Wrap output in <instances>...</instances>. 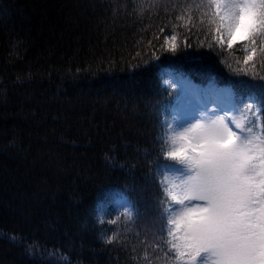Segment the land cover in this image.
<instances>
[{
    "label": "trees",
    "instance_id": "1",
    "mask_svg": "<svg viewBox=\"0 0 264 264\" xmlns=\"http://www.w3.org/2000/svg\"><path fill=\"white\" fill-rule=\"evenodd\" d=\"M207 3L0 0V264L182 260L161 179L165 72L232 88L241 135L264 136V34L221 45Z\"/></svg>",
    "mask_w": 264,
    "mask_h": 264
},
{
    "label": "snow or ice",
    "instance_id": "2",
    "mask_svg": "<svg viewBox=\"0 0 264 264\" xmlns=\"http://www.w3.org/2000/svg\"><path fill=\"white\" fill-rule=\"evenodd\" d=\"M206 7L217 39L226 33L229 47L238 30L249 39L264 34V0H208ZM167 142L164 156L190 173L180 176L172 197L180 210L167 221L177 257L185 264H264V136L238 135L218 117Z\"/></svg>",
    "mask_w": 264,
    "mask_h": 264
},
{
    "label": "rangeland",
    "instance_id": "3",
    "mask_svg": "<svg viewBox=\"0 0 264 264\" xmlns=\"http://www.w3.org/2000/svg\"><path fill=\"white\" fill-rule=\"evenodd\" d=\"M221 35L223 36V39L220 40L221 45L229 47L226 33H222ZM246 39L245 33L242 30H238L232 37V46L240 44ZM165 75L164 85L169 89L176 90V88H179L180 90L174 104L167 105L166 107L164 118L165 133L163 135L165 151L171 147L170 143L167 142L168 137L191 127L196 122H205L206 119L226 117V122L229 123V126L238 135H241V132L246 129L243 110L236 104L233 90H227L228 87H218L211 82L207 86L202 87L204 91V96L203 93L200 96L203 102L202 105L200 104V97L193 93V86L198 85V83H194L187 77L178 76L171 72L167 74L165 72ZM190 85L192 86L191 89ZM189 174L186 165L180 164L178 161H172L162 170V185L169 200L166 210L168 220L180 210L179 206L172 199L176 193V185L180 183V176H187ZM117 203H119V200ZM119 205L121 206V204ZM101 212L102 209L99 214ZM185 262L186 258L182 259L178 264H185ZM208 264H210V261Z\"/></svg>",
    "mask_w": 264,
    "mask_h": 264
},
{
    "label": "clouds",
    "instance_id": "4",
    "mask_svg": "<svg viewBox=\"0 0 264 264\" xmlns=\"http://www.w3.org/2000/svg\"><path fill=\"white\" fill-rule=\"evenodd\" d=\"M225 119H227V118L225 117ZM212 120H215V119H206V121L205 122H202V123L205 124L206 126H210ZM227 139H228L229 144H233V141L231 140L230 137L227 138ZM241 143L242 142L240 140H237L235 142L234 146H240ZM118 200H119V203H117ZM114 203H115L118 211H122V210H124V209H126L128 207V202H126V200L124 198H121V199L120 198H117ZM119 204H121V206ZM101 209H102V212H101V214H99L100 211H101ZM107 213H109V209H108V207L106 206L105 203H102L101 206H100V208H98V217H99V219L100 218L101 219L106 218Z\"/></svg>",
    "mask_w": 264,
    "mask_h": 264
},
{
    "label": "bare ground",
    "instance_id": "5",
    "mask_svg": "<svg viewBox=\"0 0 264 264\" xmlns=\"http://www.w3.org/2000/svg\"><path fill=\"white\" fill-rule=\"evenodd\" d=\"M170 72L173 73V71L169 69V70L166 71V74H167V73H170ZM227 90H232V89H231L230 87H228ZM216 92H217V91H216ZM223 93H224V92H223ZM221 99H222V97H221Z\"/></svg>",
    "mask_w": 264,
    "mask_h": 264
}]
</instances>
